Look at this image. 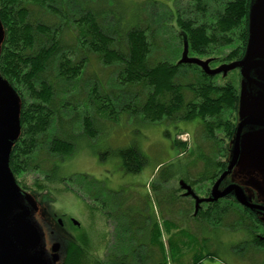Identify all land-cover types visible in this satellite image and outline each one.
Segmentation results:
<instances>
[{
	"label": "rangeland",
	"instance_id": "374dc122",
	"mask_svg": "<svg viewBox=\"0 0 264 264\" xmlns=\"http://www.w3.org/2000/svg\"><path fill=\"white\" fill-rule=\"evenodd\" d=\"M186 3L187 0H179L174 5L172 0H129L120 10L134 22L142 7L147 6L142 10L141 18L146 26L151 22L150 28L155 33L156 46L151 53L154 63L166 60L169 55L171 60L177 58L176 60L186 62L193 61L202 69L218 71L220 75L215 79L216 84L221 85L226 79L235 81L238 100L232 137L227 142L224 135L219 133L217 138L222 141L220 145L217 143L218 139L212 141L205 137L198 120L169 122L162 118L159 122H150L140 112L132 114L129 109L141 106L147 91L142 85L120 83L121 80L117 77L119 68L104 65L95 56H90V63L76 82L68 85L56 82L54 89L57 95L54 103L67 100L71 105L75 104L77 110L68 111L64 122L58 123L56 120L53 131L50 132L49 129L48 137H53L52 133L59 136V132L69 131V127H73L74 135L81 134L83 130L79 121L85 116L94 117L92 129L95 135L83 137L82 134L80 139L75 136V152L62 158L47 152L46 141L43 149L37 151L36 157L33 154L30 160L23 161L26 170L19 171V182L27 190L24 192L36 194V201H42L43 205L51 201V209L57 214L55 219L62 216L73 219L67 229V239L80 244L87 251V256L80 260V264H91L95 260L105 262L111 258H115L116 264H119L113 251V257H109V254L111 246L116 245V226L125 221L122 215L124 209L127 214L140 213L142 220L148 215L152 221L158 222L164 240V220L172 222L173 226H166L174 235L177 231H184L177 233L175 238L179 244L186 242L183 246L188 248L184 256L177 249L179 256L183 258V264H191L194 257L202 258L200 264H264V249L252 246L251 235L244 225L234 220V212L226 214L221 224L198 219L194 213L197 207L194 196L198 199L209 198L210 191L214 190L216 195L226 191L228 196L237 197L257 207V211L264 216V67L254 64L257 60L264 61V0H249L248 43L242 58L230 63L218 61L213 64L210 63L211 58L216 55L222 58L229 53L231 46L222 50L215 49L210 57L193 56L188 52L185 35L178 37L172 29L163 26L164 23L169 26V9L180 8L181 13L184 9L181 7H185ZM218 4L219 2L212 4L213 9H217ZM100 6L106 8L105 5ZM153 7L157 10L154 11ZM78 8L76 7L77 11ZM66 10L69 15H73L75 8L69 4ZM153 17L163 24L157 27L151 21ZM171 17L174 21V13H171ZM112 24L113 20L107 17L104 25L111 29ZM2 31L0 23V47ZM240 62L243 64L242 73L237 66ZM93 72L96 73L95 80L91 78ZM180 75L178 82L187 93L184 86L193 83L198 74L187 69ZM23 96L27 102L29 99L26 94L23 93ZM128 105L131 108H126ZM19 106L17 91L0 73L2 150L8 146L18 127ZM103 106H108V109L103 110ZM111 109L114 112L109 113ZM179 134H182L183 140H188L190 136L191 140L185 151L173 145V140H179ZM18 137L19 130L15 139ZM221 146L226 150L224 160L231 165L230 170L217 181L214 188L212 186L215 182L211 185L209 179L198 184L192 183L199 180L197 178L204 167L203 159L196 158L202 154L204 157L217 159L221 157ZM129 147H135L144 157L145 163L138 173H125L120 167L116 152ZM86 180L98 182L97 186L89 185ZM163 190L166 192L163 193ZM189 192L193 194H188ZM225 201L222 199V202ZM231 201L228 200V203ZM232 203L230 205L233 208L241 209L238 204ZM150 219L147 220L151 222ZM145 224L149 226V222ZM54 228L64 236L55 221ZM261 230L262 228H258L253 231L257 235ZM137 255L138 259L131 254L127 263L131 264L133 259L132 264L135 261L137 264H148L140 253ZM168 262L171 264L172 260L168 259ZM179 262L181 264V260Z\"/></svg>",
	"mask_w": 264,
	"mask_h": 264
},
{
	"label": "trees",
	"instance_id": "16d2710c",
	"mask_svg": "<svg viewBox=\"0 0 264 264\" xmlns=\"http://www.w3.org/2000/svg\"><path fill=\"white\" fill-rule=\"evenodd\" d=\"M177 1L179 0H172V4ZM128 2L129 0H0V23L3 29L0 73L20 93L22 101L19 110L21 132L10 156L13 171L20 173L21 169L26 170L24 162L30 160L33 154L36 157L37 151L43 149L46 141L47 152L62 158L75 152V136L79 139L82 134L83 137H94L93 116H85L79 121L83 130L81 134L74 135L73 127H69V131L59 132L62 139L54 133L53 137H48L49 129L50 132L53 131L56 120L60 123L67 119L68 111L77 110L76 105H71L67 100L54 103L57 95L54 85L56 82L67 85L76 82L90 63V56H95L104 65L118 67L117 77L121 80L120 83L142 85L145 88L147 95L144 103L132 106L133 109H129L132 114L140 112L150 122H159L162 118L169 122L198 120L205 137L212 141L218 139L217 143L220 145L222 141L217 138L219 133L224 135L227 142L232 137L238 100L235 81L226 79L221 85L216 84L215 79L219 73H207L214 70L202 69L193 61L186 62L176 60L177 58L171 60L169 55L166 60L154 63L151 53L156 46L155 33L150 28L151 22L146 26L141 18L142 10L147 6L142 7L137 18L131 22L129 16H124L120 10ZM218 2L217 9H213L212 4ZM69 4L75 8V11H71L73 15H69L66 10ZM100 5H105L106 8ZM248 6L249 0H187L186 6L181 7L184 8L181 13L180 8L169 9V26L155 17L151 21L157 27L163 24L165 28L172 29L178 37L184 34L188 52L193 56L210 57L215 49L222 50L231 46L229 53L222 58L215 54L210 62L230 63L240 60L244 55L248 40ZM76 7H79L78 11ZM153 9L157 10L155 7ZM171 13L175 15L174 21L171 20ZM107 17L113 20L111 29L104 25ZM187 69L198 75L193 83L184 86L186 93L178 81L181 72ZM91 78L96 79L95 72ZM23 93L29 99L27 102ZM106 108L108 106L102 107L103 110ZM126 108H131V105ZM111 112L114 111L111 109L109 113ZM172 142L178 149L186 150L183 142L177 139ZM220 151L221 157L217 159H210L202 154L196 158L203 159L204 167L197 178L199 180L192 183L198 184L209 179L212 185L226 170L224 146H221ZM116 154L125 173H138L145 163L144 157L135 147L119 150ZM172 176L169 177L170 181ZM86 183L96 187L98 182L86 180ZM208 191L209 189L207 195ZM164 192L166 191L163 190ZM218 199L206 202L207 205L199 204L195 213L197 218L221 224L222 218L232 211L235 214L234 220L244 225L251 235L252 246L264 249V237L258 238L257 235L261 233L256 235L253 231L264 225L259 220L258 211L240 205L229 196ZM222 199L226 201L222 202ZM228 200H232V204H238L241 209L233 208ZM124 210L122 215L125 221L117 223L116 245L111 246L109 257H113V251L119 264H129L128 257L134 254L138 259L137 253H140L148 264H169L168 259L172 260L171 264H180V260L183 264V258L181 259L177 249L184 256L188 248L183 246L186 242L179 244L175 238L177 233L184 231H178L174 235L166 226L172 223L164 221L166 239L162 240L157 222H153L148 215L142 220L140 213H132L134 215L131 216V213L127 214ZM146 222H149V226ZM84 256H87L85 248L76 242L71 243L65 263L80 264ZM115 261V258H111L105 262L95 260L91 264H116ZM201 261L202 258L194 257L191 264H200Z\"/></svg>",
	"mask_w": 264,
	"mask_h": 264
},
{
	"label": "flooded vegetation",
	"instance_id": "af4514ba",
	"mask_svg": "<svg viewBox=\"0 0 264 264\" xmlns=\"http://www.w3.org/2000/svg\"><path fill=\"white\" fill-rule=\"evenodd\" d=\"M1 83L8 89L6 84L3 82ZM13 88L15 89V87ZM17 93L21 106V95L18 91ZM18 120L20 135L19 111ZM16 140L17 139L14 138L10 145L6 147L9 152L7 161H3L4 152L0 147V264H12L14 259L18 256H25L32 260V264H66L65 259L69 253L70 244L74 243L67 239V229L70 227V222H72L73 219L64 218L65 216L55 219L57 214L54 212V209H51L53 206L51 201L43 205L42 201L38 199L36 201L35 193L32 195V193L24 192L27 190L20 185V174L12 170V164L10 162V156ZM20 188L23 191H21ZM203 204L207 203H202V205ZM258 214L259 220L264 224V216L259 212ZM20 220H23L22 225L25 227V231L29 228L32 229V227L36 229L40 237L36 247L24 249L19 240L11 235L13 225L16 221ZM54 221L55 225L60 229V232H63L64 236L60 235L56 231L57 229L55 230ZM164 221L169 220L167 219ZM260 228H262L263 231L259 232L261 234L257 235V237L262 239L264 237V225Z\"/></svg>",
	"mask_w": 264,
	"mask_h": 264
},
{
	"label": "water",
	"instance_id": "95a60500",
	"mask_svg": "<svg viewBox=\"0 0 264 264\" xmlns=\"http://www.w3.org/2000/svg\"><path fill=\"white\" fill-rule=\"evenodd\" d=\"M254 64L264 67V61L263 60L254 61ZM237 66L240 69V72L242 73L243 72V70H242L243 64H241V62H240V63H238ZM217 72L218 71L214 70V71H208L207 73L212 74V73H217ZM252 81H254V80H252ZM0 114H1V112H0ZM259 123H261V122H259ZM17 131H18V127L15 128V131L13 132V134H12V136L10 138V143L16 137ZM10 143H8V145H10ZM3 152H4L3 161H7L8 154H9L8 149L7 148L3 149ZM230 168H231V165L227 164L226 170L218 177V179L216 180V182L212 186L213 188H214V185L217 183V181L220 178H222L225 175V173L230 170ZM188 194H193V193L189 192ZM225 196H228V193L226 191L216 195L214 193V190H211L210 191V197L207 198V199H198L196 196H194V197L196 198V206H198L202 202L215 201L218 198L225 197ZM234 199L236 200L237 203H239L240 205H242V206H244V207H246V208H248L250 210H256V211L258 210L257 207H255L253 205H250V204H247V203L243 202L242 200H240L237 197H234ZM22 221L20 220V221H16L15 222V224L13 225V227L11 229V235L15 239L19 240L20 244L24 247V249L34 248L39 243L40 237H39L36 229L33 228V227H32V229L29 228V229H27V231H25V227H23ZM32 263H33L32 260L26 258L25 256H18V257H16L14 259L12 264H32Z\"/></svg>",
	"mask_w": 264,
	"mask_h": 264
}]
</instances>
